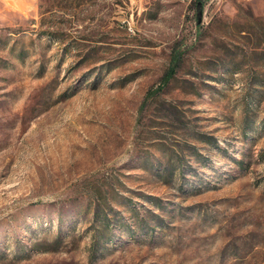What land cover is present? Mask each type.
Masks as SVG:
<instances>
[{"label": "rangeland", "instance_id": "1", "mask_svg": "<svg viewBox=\"0 0 264 264\" xmlns=\"http://www.w3.org/2000/svg\"><path fill=\"white\" fill-rule=\"evenodd\" d=\"M0 264H264V0H0Z\"/></svg>", "mask_w": 264, "mask_h": 264}, {"label": "trees", "instance_id": "2", "mask_svg": "<svg viewBox=\"0 0 264 264\" xmlns=\"http://www.w3.org/2000/svg\"><path fill=\"white\" fill-rule=\"evenodd\" d=\"M197 2H199V0H197ZM171 72H172V70H171ZM170 76H171V75H169V78H170Z\"/></svg>", "mask_w": 264, "mask_h": 264}]
</instances>
